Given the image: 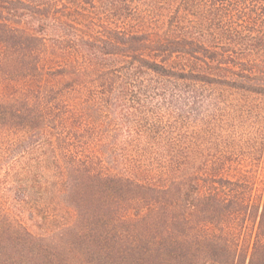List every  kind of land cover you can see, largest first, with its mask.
<instances>
[{
    "label": "trees",
    "instance_id": "obj_1",
    "mask_svg": "<svg viewBox=\"0 0 264 264\" xmlns=\"http://www.w3.org/2000/svg\"><path fill=\"white\" fill-rule=\"evenodd\" d=\"M0 264H264V0H0Z\"/></svg>",
    "mask_w": 264,
    "mask_h": 264
},
{
    "label": "rangeland",
    "instance_id": "obj_2",
    "mask_svg": "<svg viewBox=\"0 0 264 264\" xmlns=\"http://www.w3.org/2000/svg\"><path fill=\"white\" fill-rule=\"evenodd\" d=\"M30 223V226H31V228L34 230V231H41V229L40 228H36V227H34V226H32V222H29Z\"/></svg>",
    "mask_w": 264,
    "mask_h": 264
}]
</instances>
